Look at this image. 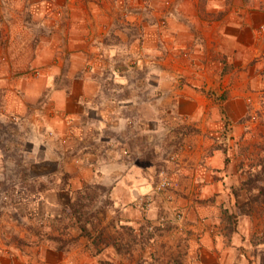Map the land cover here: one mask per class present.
I'll list each match as a JSON object with an SVG mask.
<instances>
[{
    "label": "rangeland",
    "instance_id": "rangeland-1",
    "mask_svg": "<svg viewBox=\"0 0 264 264\" xmlns=\"http://www.w3.org/2000/svg\"><path fill=\"white\" fill-rule=\"evenodd\" d=\"M263 13L264 0H0V264H183L179 235L199 232L180 201L219 190L203 232L233 229L240 209L264 222L247 186L264 164ZM202 131L223 164L206 151L202 182L174 180Z\"/></svg>",
    "mask_w": 264,
    "mask_h": 264
},
{
    "label": "crops",
    "instance_id": "crops-1",
    "mask_svg": "<svg viewBox=\"0 0 264 264\" xmlns=\"http://www.w3.org/2000/svg\"><path fill=\"white\" fill-rule=\"evenodd\" d=\"M223 11V8H219V11ZM225 11V10H224ZM264 14V13H263ZM231 24H235V20H233L231 17L227 16L224 19L223 18H218L216 20V25L218 26L219 30L221 33H228L229 31L234 30L235 27H232ZM249 24V21H248ZM250 25V24H249ZM244 30H248L249 27L245 26L243 27ZM236 31L239 30V26H236ZM243 48H249L248 44H244ZM249 52V50H248ZM262 83V85H261ZM260 88H264V81L260 82ZM234 88V85H233ZM264 90V89H263ZM233 91V90H232ZM263 96L261 97V111L262 113L264 112V93H262ZM237 96V94H233L231 98H234ZM187 98V97H186ZM189 99V98H187ZM191 100V99H190ZM183 102V98H181V101ZM192 107L194 109V115L200 116L202 115V108L200 105H195L194 101H192ZM233 109V108H232ZM210 110L213 111V109ZM257 110L255 108L252 112L254 113ZM248 115L250 113H247ZM245 112H243L242 116H248ZM235 128V131L232 132V136H235L240 133L241 129L237 127L235 124L233 125ZM255 127H260L259 130L264 131V125L257 126V124H253L252 128ZM222 131V130H221ZM220 131V132H221ZM212 135V134H211ZM173 136V135H172ZM170 140H172V137H170ZM185 141L188 142H193L191 145L192 152L188 153L187 156H182L181 157V169H172V177L173 179H180L182 177L183 179L187 180L186 176H192L194 173V181H201L204 173L208 170L210 165L212 164L211 162L208 161L205 163L206 166H203V156L206 154V151L211 154L212 157H218L220 158V151L217 147V145L211 141L210 138L205 137L204 138V132L202 131L201 134L194 135L193 137L187 138ZM230 137L228 136L227 140L225 141L226 143L230 144ZM232 144L233 140L231 141ZM189 144V143H188ZM215 144V145H214ZM214 146V147H213ZM230 146H232L230 144ZM247 146V145H245ZM190 147V146H189ZM233 148V147H232ZM235 151L233 152V154ZM222 159V164H223V156L221 155L220 160ZM206 160V158H205ZM232 164H234V160H232ZM138 164H135V168L138 167ZM194 167V169H192ZM205 167V168H204ZM207 167V168H206ZM222 168V165L216 166V168ZM215 168V167H213ZM121 170V169H120ZM210 170H208L207 173H209ZM213 171V170H211ZM210 171V172H211ZM226 175V173H225ZM116 181L122 182L124 175L123 173H118L115 174ZM146 177V178H145ZM148 176H143L141 175H136L134 178L135 181H147ZM221 177L216 178V180L212 181H207L209 183V187H217L220 188L222 183L220 182ZM134 181V183H136ZM140 187V186H139ZM205 189V190H204ZM207 186L201 185L200 191H203V193L199 195L201 199H203V195H205L204 192H206ZM135 194L134 197L136 198L137 196H140L141 193L139 190H134ZM222 192V193H221ZM224 191L219 190V194L216 197L217 201L213 204H209L208 206H204L201 203H194V206H190L193 201L189 198H185L184 201H180L181 205L184 207L185 213H189L190 215H194L193 217V222H190L188 226V230H193L194 235L199 232V238L194 237L192 238L191 233L187 237L186 232L183 234H180L179 237L181 239L179 240V244L181 246V249L184 247V253H183V258H184V263L183 264H264V222L263 221H253L252 216L248 214H242V216H239L238 223L233 225V229H230V225H227V229L225 233L222 234H215L212 233V230L209 232L206 230L203 232V227L206 226L207 224L214 226L215 222L212 219V216L215 217V214L219 212L220 209V203L224 197ZM218 193V191H217ZM152 194V193H150ZM145 195V194H143ZM153 195V194H152ZM150 197V196H149ZM214 197V196H213ZM197 198V195H196ZM152 203V204H151ZM158 203V200H154V197H152L150 204L148 205L150 208L154 207ZM237 212V208H234ZM119 213V212H118ZM151 213V212H150ZM153 215V211H152ZM197 215H210V221L205 224L197 223L195 220L197 219ZM123 212L120 211V221H123ZM135 224L136 226H140L139 222L133 221L132 225ZM69 256L64 255L63 259L61 260L60 263L58 261H52V264H68ZM48 264V262L46 263Z\"/></svg>",
    "mask_w": 264,
    "mask_h": 264
},
{
    "label": "trees",
    "instance_id": "trees-1",
    "mask_svg": "<svg viewBox=\"0 0 264 264\" xmlns=\"http://www.w3.org/2000/svg\"><path fill=\"white\" fill-rule=\"evenodd\" d=\"M247 186L258 191L251 201L253 202H263L264 203V164L262 165V170L257 174H252L248 179ZM237 197V195H235ZM239 214H243V210L240 209ZM249 214V213H244Z\"/></svg>",
    "mask_w": 264,
    "mask_h": 264
}]
</instances>
